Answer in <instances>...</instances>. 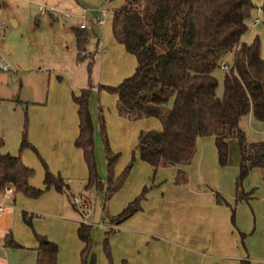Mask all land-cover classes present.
Here are the masks:
<instances>
[{
  "label": "crops",
  "instance_id": "crops-1",
  "mask_svg": "<svg viewBox=\"0 0 264 264\" xmlns=\"http://www.w3.org/2000/svg\"><path fill=\"white\" fill-rule=\"evenodd\" d=\"M73 1L75 2L68 7L76 11H67L66 16L76 18L79 8L85 7L87 28L81 31L87 33V45L91 42L96 50L101 41L99 60L96 62L93 59L90 70L93 87L88 98L89 114L93 125L98 128L97 110L101 114L103 104L101 101L93 102L92 92H99L95 85L117 84L133 72L134 59L114 41L111 34L109 36L107 32H103L99 40L96 26L100 25L95 23V19L99 9L104 7L103 4L94 2L90 5L82 0ZM103 1L107 3V0ZM76 20L74 23L67 21V29L63 30L68 46L63 52L60 51V57L65 59V63L51 71L39 70L38 65L33 66L37 68L32 72L36 81L39 82L41 78L36 76L39 71L46 72L48 78L46 99L42 103L45 106L31 108L25 120L27 141L39 154L47 170L63 178L66 190L72 197V189L83 188L87 175L81 151L73 145L77 135V119L71 94H78L88 80L87 59L82 57L80 61L75 60L72 30L78 29L79 20ZM10 21L12 25L17 22L13 19ZM87 45L85 51L91 52ZM101 116L111 148L121 154L123 159L120 163L118 157L113 166V175L116 176L124 168L123 162L127 159L129 148L135 144L138 131L149 130L156 125L150 120L151 117L137 120L122 118L115 110L114 98ZM21 126L22 124L16 129L18 134H13V142L9 147L6 146L7 133L5 130L0 131V154H17ZM15 140L16 145L13 144ZM29 149L24 148L20 152L22 163L36 171L37 180L31 176L28 184L41 186L38 179L43 177V173L41 177L39 164L32 158ZM100 166L101 164L99 168ZM176 169L186 172L185 183H173ZM237 171L238 155L231 158L229 150L227 163L224 166L218 165L211 136L196 138L194 153L186 165L157 167L153 170L136 157L121 187L101 205L99 221L90 227L93 246L91 251L96 255V264H245L243 261L264 264V181L260 170L251 169L243 179L241 190L248 194V198L233 203L232 220L230 207L214 201L213 192H218L232 202ZM105 177L106 173L101 169L98 178L104 182ZM143 186L150 187L149 193L141 200L138 210L118 223L105 219L120 210ZM47 190L51 192L43 198H28L13 191L0 193V264H34V246L37 242L29 236L30 231L21 220V210L25 209L50 213L43 217H49L50 228H41L43 233L40 234L56 243L55 264H79L78 253L82 242L76 236L78 220L62 216V191L58 192L52 187ZM152 192H156L155 195L149 196ZM47 199L50 208L41 204ZM67 208L69 209L68 203ZM36 216L33 217L34 223L39 219ZM39 222L41 223L40 220ZM104 228L112 229L108 235L109 260L99 247L101 238L98 232ZM8 232L22 247L3 245V237ZM152 236L156 240H151Z\"/></svg>",
  "mask_w": 264,
  "mask_h": 264
},
{
  "label": "trees",
  "instance_id": "trees-1",
  "mask_svg": "<svg viewBox=\"0 0 264 264\" xmlns=\"http://www.w3.org/2000/svg\"><path fill=\"white\" fill-rule=\"evenodd\" d=\"M253 4L250 0H122L111 11L110 32L114 41L132 55L133 72L115 85L98 84L97 88L115 94V110L127 120L153 117L160 123L159 130H140L130 162L116 175L113 166L118 153H111L105 135L103 118L98 110V130L105 158L106 177L101 182L96 172L93 155V123L88 110V98L93 84L90 70L96 51L84 54L87 33L73 29L75 60L87 59V84L78 94H71L75 105L77 135L73 145L81 151L86 168L83 191H94L101 205L123 184L134 155L154 170L157 167L186 165L189 163L197 137L211 136L217 163H227L228 139L234 138L238 151V171L234 178L235 197L228 201L213 192L214 201L230 207L248 198L241 184L248 172L257 168L264 181V139L248 142L239 128V120L250 114L256 120L264 119V60L259 56V39L256 35L249 42L243 41L247 31L246 20ZM260 10L264 15V0ZM85 30V29H82ZM231 53V64L222 76V93L215 95L217 81L212 72L220 67L222 59ZM170 103V106H167ZM26 122L21 128L16 155L0 154V193L5 189L36 198L43 189L52 187L63 192L67 203L77 210L70 199L66 185L43 163L42 188L28 184L33 169L20 159L24 148L35 149L26 139ZM2 140L0 138V146ZM112 155L108 157V153ZM187 176L183 169H176L173 183L183 184ZM150 187L129 199L116 213L105 217L118 223L141 207V200ZM85 204L89 199L79 197ZM30 215L21 210L24 222ZM105 229L102 250L109 260ZM242 234V233H240ZM36 239L34 264H55L57 245L43 234L34 232ZM76 236L81 240L79 264H94L91 252L90 224L78 221ZM8 247H22L8 232L2 241ZM249 264L248 261H243Z\"/></svg>",
  "mask_w": 264,
  "mask_h": 264
},
{
  "label": "rangeland",
  "instance_id": "rangeland-1",
  "mask_svg": "<svg viewBox=\"0 0 264 264\" xmlns=\"http://www.w3.org/2000/svg\"><path fill=\"white\" fill-rule=\"evenodd\" d=\"M82 1H85L90 5H92L94 2H97L98 5L103 4L102 6H104V8H106L107 10L105 21L102 26H96V28L97 32H99V40H101V35L103 34V32H107L110 36L111 11L113 8L119 6L122 3V0H107V3H105L103 0ZM250 1L253 4V9L251 10L249 18L246 20L247 31L243 35V41L249 42L252 37L256 35L259 39V56L261 59L264 60V15H262L260 10L262 0ZM74 2L75 1L73 0H43V3L38 7L32 6L31 4L25 7L19 2V0H0V59L7 66L6 70H0V131L5 130V132L7 133L6 146L8 147L11 145V142H13V134H18L16 129H18L19 126L23 124L25 120H27L28 111L31 110V108H41L39 106H42L45 103V90L47 87L48 78H46V72L43 71L55 70L65 63V59L60 57V51L63 52L65 50V47L68 46L67 38L66 36H64L63 30L67 29V21L74 23L75 21L77 22V20L74 17H67L62 12H75L76 10H72L68 7V5L71 6V4ZM40 6H44L46 7V9L40 12ZM49 8L52 9L48 10ZM11 19L17 21L16 24L12 25L10 22ZM253 21H255V23H252ZM100 45L101 41L99 42L96 50L94 48V44L92 45L91 42L87 45V49H90L91 52L96 51L93 56V59L96 62L99 60L100 57ZM70 46L72 48L71 42ZM84 54L87 55L88 52L84 51ZM231 58V53H228L222 59L221 63L229 67L231 64ZM35 65H38L37 68H39V70L40 68L43 69V73H40L39 71L36 75L41 77L39 82L36 81L34 74L32 73L34 69H37L33 67ZM224 71V69L218 67L212 72V75L217 81L215 88V95L217 97H219L222 93V76ZM95 75L96 70L94 73V77ZM51 77L55 80H58V78H54V76L52 75ZM97 85H95V87L99 92H92L93 102L95 101L97 103L98 101H101L104 105H101V107L103 110L106 111L107 108H109L112 99L114 98V100L116 101L115 94L107 93L101 89H98ZM100 93L102 97H100ZM90 101L92 102L91 99ZM111 104L113 105V103ZM167 106H170V103ZM103 110L101 113L102 115ZM151 118L152 119L150 120H152V122L156 126L154 128H150L149 130H159V121L156 118ZM238 125L239 128L243 131L246 141L252 142L264 139V119L259 121L254 119L250 114H248L239 120ZM105 135L110 152L112 154L118 153L116 150H113L111 148V143H109V138L106 129ZM92 140L96 172L97 174H99V171L103 169L106 173L103 147L101 143L100 133L96 125H93ZM227 142L231 158L233 156H237V143L235 139H228ZM13 144L16 145V140ZM133 147L134 146L129 148V151L127 153V159L123 162L124 167L130 162ZM29 152L32 154V158L37 161V164H39V169L41 171L42 177V173L44 171L43 160L37 152L35 153L31 149H29ZM110 152L108 153V157L112 155ZM118 157V160L121 163V161H123L121 154L118 155ZM134 158H136V155H134ZM99 164H101L100 168ZM132 164L133 162L130 165L132 166ZM35 173L36 171L33 169L32 179L34 178V180L36 181L37 179L35 178ZM41 179L42 178L38 179L39 185L41 186L35 187H43L41 184ZM47 189H43L40 195L36 198H43L47 196L49 192H51ZM151 190L153 189L151 188ZM10 192H12V189ZM147 192L145 193L144 198L146 197ZM156 192H152L149 196H154ZM1 193H4V190ZM64 195L65 194H63V196L59 195L61 206L63 207L61 213L63 217L69 216L71 220L75 221H82L83 218L86 223L90 224V227L96 225V222H98L100 219L99 215L101 203L99 200V196H97L94 191H83L82 188L72 189V195L78 198L77 203H75L77 210H73L70 204L69 209L67 208V198ZM79 195L89 199L88 202L82 204ZM71 198L72 196L70 195V199ZM49 199L43 201L41 204H46L45 206L47 208H50V205H48ZM25 211L28 215L31 214L30 222L26 223L22 220V218L21 220L25 225L24 227H27L30 231V237L35 239L34 232L43 233L41 231V228H45L46 230H48L47 228H50L49 225H51V223H49L48 225L49 217H46L45 219L43 218L45 214H48L47 212L33 209H25ZM34 216L39 217L38 221H36L35 223L33 222V219L35 218ZM39 220L41 221V223L39 222ZM46 221L47 224H44ZM104 230L105 228L103 230H99L98 232V235L101 238L99 247L101 248L102 252V240L104 237ZM154 237L155 236H152L151 240H156ZM92 248L93 246L91 241V249ZM91 252L94 255V264H96V255L93 250Z\"/></svg>",
  "mask_w": 264,
  "mask_h": 264
},
{
  "label": "built area",
  "instance_id": "built-area-1",
  "mask_svg": "<svg viewBox=\"0 0 264 264\" xmlns=\"http://www.w3.org/2000/svg\"><path fill=\"white\" fill-rule=\"evenodd\" d=\"M44 9H46V7L44 6H40L39 7V11L42 12ZM52 8H49L48 10H50ZM65 15H67L66 12H62ZM105 16H106V8H101L99 9V14L97 16V18L95 19V23L102 26L104 21H105ZM76 18H78L79 23L77 25V28L82 30V29H86L87 25H86V8L85 7H80L79 8V12L76 14ZM252 23H255V21H253ZM220 68L221 69H226V65L221 63L220 64ZM7 66L6 64H4L1 59H0V70H6ZM11 190L9 188H5L4 192L9 193ZM78 198L76 197H72V201L77 203ZM81 201V200H80ZM82 203V202H81ZM83 204V203H82ZM2 210V204L0 203V211Z\"/></svg>",
  "mask_w": 264,
  "mask_h": 264
},
{
  "label": "clouds",
  "instance_id": "clouds-1",
  "mask_svg": "<svg viewBox=\"0 0 264 264\" xmlns=\"http://www.w3.org/2000/svg\"><path fill=\"white\" fill-rule=\"evenodd\" d=\"M19 2L25 7L28 6L29 4L38 7L43 3V0H19Z\"/></svg>",
  "mask_w": 264,
  "mask_h": 264
},
{
  "label": "water",
  "instance_id": "water-1",
  "mask_svg": "<svg viewBox=\"0 0 264 264\" xmlns=\"http://www.w3.org/2000/svg\"><path fill=\"white\" fill-rule=\"evenodd\" d=\"M11 22V21H10ZM11 24H13L12 22H11Z\"/></svg>",
  "mask_w": 264,
  "mask_h": 264
}]
</instances>
